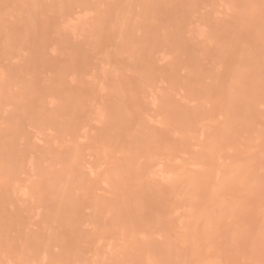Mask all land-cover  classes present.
<instances>
[{
    "label": "rangeland",
    "instance_id": "rangeland-1",
    "mask_svg": "<svg viewBox=\"0 0 264 264\" xmlns=\"http://www.w3.org/2000/svg\"><path fill=\"white\" fill-rule=\"evenodd\" d=\"M0 264H264V0H0Z\"/></svg>",
    "mask_w": 264,
    "mask_h": 264
}]
</instances>
